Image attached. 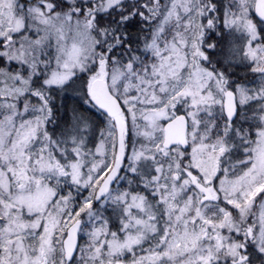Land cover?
I'll use <instances>...</instances> for the list:
<instances>
[{
	"label": "snow or ice",
	"instance_id": "snow-or-ice-1",
	"mask_svg": "<svg viewBox=\"0 0 264 264\" xmlns=\"http://www.w3.org/2000/svg\"><path fill=\"white\" fill-rule=\"evenodd\" d=\"M0 264H264V0H0Z\"/></svg>",
	"mask_w": 264,
	"mask_h": 264
}]
</instances>
